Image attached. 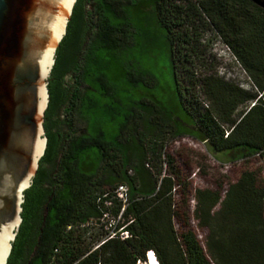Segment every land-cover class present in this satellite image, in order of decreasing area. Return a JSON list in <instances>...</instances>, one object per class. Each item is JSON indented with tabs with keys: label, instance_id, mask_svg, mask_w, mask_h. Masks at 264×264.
<instances>
[{
	"label": "trees",
	"instance_id": "16d2710c",
	"mask_svg": "<svg viewBox=\"0 0 264 264\" xmlns=\"http://www.w3.org/2000/svg\"><path fill=\"white\" fill-rule=\"evenodd\" d=\"M82 1L74 6L49 77L47 148L24 193L23 220L7 264H146L149 251L158 264H264V167L247 165L224 194L194 191L193 214L207 230L204 249L192 231L175 227L181 216L172 191L181 185L183 195L188 184L166 151L168 139L188 136L227 162H264V9L251 0H152L182 116L142 99L108 142L100 131L80 134L76 121L84 119L89 129L87 78L100 68L101 56L123 54L129 45L131 24L117 21L126 19L128 0H96L94 25L84 22ZM208 31L222 36L252 89L217 76L202 42ZM71 42L77 51L69 60L64 51ZM70 74L73 81H67ZM96 79L106 82L102 74ZM163 163L171 169L164 175ZM121 183L129 191L125 204L113 193ZM104 212L121 214L117 229L129 237L107 238V223L99 225Z\"/></svg>",
	"mask_w": 264,
	"mask_h": 264
},
{
	"label": "rangeland",
	"instance_id": "374dc122",
	"mask_svg": "<svg viewBox=\"0 0 264 264\" xmlns=\"http://www.w3.org/2000/svg\"><path fill=\"white\" fill-rule=\"evenodd\" d=\"M152 5V0H128L125 4L126 19L119 18L117 21H127L131 24L129 45L123 54H103L100 68L94 70L91 77L87 78V85L92 87L86 90L84 105L90 116L89 129L84 119H78L76 125L80 134L89 132L94 135L100 131L106 141L114 142L121 134V127L126 123L127 117L132 114L131 108L140 107L142 99L151 101L170 116H182L177 108L174 78L164 32L157 24ZM213 35V32H206L203 35L206 42L204 43L203 39L202 42L209 48L210 60L215 59L217 76L237 86L246 84V73L232 57L226 55L220 58L216 55L224 48L212 44ZM208 40L211 41L207 42ZM218 68L221 70L219 73ZM129 71H133L138 77L141 75L142 80H131L127 73ZM99 74L104 75L106 79L104 85L96 79ZM131 128L129 125L127 131L123 132L124 140ZM168 142L166 151L173 159L174 171L188 184L183 195L181 185H177L172 191L176 209L181 216L180 221L174 220L175 227L178 231H192L205 249L207 230L197 226L193 214L196 204L194 191L201 188L220 190L224 194L228 183L236 181L247 165L252 169L263 168L264 162L258 157L251 158L247 164L242 161L227 162L214 156L204 143L188 136L168 139ZM169 170V165L163 163L162 175ZM261 173L264 178V173ZM182 198H185V203ZM147 264H157L152 253L147 257Z\"/></svg>",
	"mask_w": 264,
	"mask_h": 264
},
{
	"label": "water",
	"instance_id": "95a60500",
	"mask_svg": "<svg viewBox=\"0 0 264 264\" xmlns=\"http://www.w3.org/2000/svg\"><path fill=\"white\" fill-rule=\"evenodd\" d=\"M251 1L264 9V0ZM76 2L0 0V264L8 263L24 193L47 148L49 77Z\"/></svg>",
	"mask_w": 264,
	"mask_h": 264
},
{
	"label": "built area",
	"instance_id": "2783aa9c",
	"mask_svg": "<svg viewBox=\"0 0 264 264\" xmlns=\"http://www.w3.org/2000/svg\"><path fill=\"white\" fill-rule=\"evenodd\" d=\"M214 35H213V39H212V44L217 46H221L223 50H220L216 55L220 58H223V57H226V55L230 56L233 58L234 61L237 62V64L241 66L240 62L238 61V59L236 58V56L232 53L230 47L228 46V44L223 40L222 36L216 32V31H213ZM205 36L203 38V41L204 43L206 42L205 40ZM211 40H208L207 42H210ZM218 73L221 71L219 68H218ZM242 71L244 73L245 70L242 68ZM247 80L248 82H246V84L242 83L241 85H239L240 88L242 89H245V90H249L252 86V83H251V80L249 79V77L247 76ZM206 105V103H205ZM254 105V102H252L250 104V106ZM229 131H226L225 133V137L228 135ZM113 193L123 202V204H125L127 202V199H128V186L124 183H121L119 184L114 190H113ZM125 208V205L123 206L122 208V211L124 210ZM121 215V214H120ZM120 215H118L117 217L111 215L109 212H104L103 215H102V218L100 219L101 220V223H107V230H108V233L106 234L107 235V238H113V237H119L120 239H126L127 237H129V234L128 232L126 231H123L122 228H119L117 229V223H118V220L120 218ZM99 246V244L95 245L94 248H97ZM153 254L152 251H149L147 253V257L149 254ZM154 255V254H153ZM155 257V256H154ZM156 259V258H155ZM157 261V260H156ZM147 264V262H145ZM158 264V263H157Z\"/></svg>",
	"mask_w": 264,
	"mask_h": 264
},
{
	"label": "flooded vegetation",
	"instance_id": "af4514ba",
	"mask_svg": "<svg viewBox=\"0 0 264 264\" xmlns=\"http://www.w3.org/2000/svg\"><path fill=\"white\" fill-rule=\"evenodd\" d=\"M82 3L84 4V19H85L84 22L86 21V22L90 23V25H94V23H96V19H95V14H93V12H94L95 6L97 4V1L96 0H83ZM89 6L91 7L90 9H89ZM93 18H94V20H92ZM76 51H77L76 46L74 45L73 42H71L65 48L64 54L70 60L75 55ZM70 75L73 77L72 74H70ZM64 111L60 109L58 112H59V114H61V113L63 114Z\"/></svg>",
	"mask_w": 264,
	"mask_h": 264
},
{
	"label": "bare ground",
	"instance_id": "6f19581e",
	"mask_svg": "<svg viewBox=\"0 0 264 264\" xmlns=\"http://www.w3.org/2000/svg\"><path fill=\"white\" fill-rule=\"evenodd\" d=\"M154 263V262H153Z\"/></svg>",
	"mask_w": 264,
	"mask_h": 264
}]
</instances>
